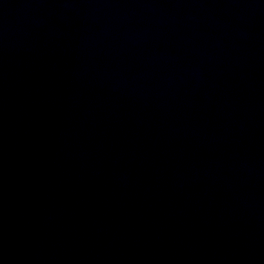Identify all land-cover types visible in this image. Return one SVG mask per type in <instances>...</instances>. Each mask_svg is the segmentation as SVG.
<instances>
[{
    "label": "water",
    "instance_id": "water-1",
    "mask_svg": "<svg viewBox=\"0 0 264 264\" xmlns=\"http://www.w3.org/2000/svg\"><path fill=\"white\" fill-rule=\"evenodd\" d=\"M0 264H264V0H0Z\"/></svg>",
    "mask_w": 264,
    "mask_h": 264
}]
</instances>
